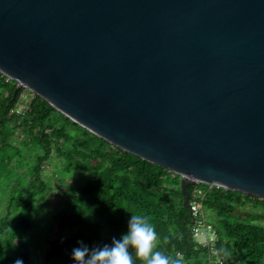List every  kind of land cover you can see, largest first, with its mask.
<instances>
[{
	"label": "water",
	"instance_id": "95a60500",
	"mask_svg": "<svg viewBox=\"0 0 264 264\" xmlns=\"http://www.w3.org/2000/svg\"><path fill=\"white\" fill-rule=\"evenodd\" d=\"M0 72L184 190L264 198V0H0Z\"/></svg>",
	"mask_w": 264,
	"mask_h": 264
},
{
	"label": "trees",
	"instance_id": "16d2710c",
	"mask_svg": "<svg viewBox=\"0 0 264 264\" xmlns=\"http://www.w3.org/2000/svg\"><path fill=\"white\" fill-rule=\"evenodd\" d=\"M24 91L0 72V182L7 177L10 193L0 218V241L8 236L15 208H26L20 227L30 230L34 198L53 190L45 166L59 158L54 172L59 180L65 179L62 171L74 168L90 177L82 186H67L72 209L57 218V234L47 241L45 264H51L52 258L74 264L71 251L79 246L78 240L90 247L111 244L113 237L118 239L127 231L131 214L149 218L158 234L155 250L169 258L180 264H219L211 249L194 239L190 203L195 199L213 216L208 220L217 229L223 264H264V198L215 186L198 199L194 194L201 185L190 184L186 206L179 174L110 143L35 92L21 108ZM14 241L28 264V243L20 238Z\"/></svg>",
	"mask_w": 264,
	"mask_h": 264
},
{
	"label": "rangeland",
	"instance_id": "374dc122",
	"mask_svg": "<svg viewBox=\"0 0 264 264\" xmlns=\"http://www.w3.org/2000/svg\"><path fill=\"white\" fill-rule=\"evenodd\" d=\"M31 98L32 91L25 88L22 103H20L21 108H24ZM60 162L59 158H55L53 162L45 166V178L50 182L53 190L49 193H39L34 198L36 207L31 216L32 226L30 230L25 232L20 227V218L27 213L26 208H15L12 213V225L8 236L0 241V264H15V260L22 257L19 246L13 244L14 238L15 240L20 238L28 243L27 250L30 260L28 264H45L47 241L50 236L57 234V218L70 213L72 209V193L67 194L69 189L67 186H82L88 182L90 177L88 173L74 168L69 172L62 171L60 176L65 179L61 181L57 175H54V172L59 169ZM6 178L4 176L0 182V218L6 212L10 198L9 188L5 184ZM206 214L211 221L213 216L210 215V212ZM204 237V235L199 236V238ZM4 257L5 259H3ZM51 264H64V259L52 258Z\"/></svg>",
	"mask_w": 264,
	"mask_h": 264
},
{
	"label": "clouds",
	"instance_id": "9594fccd",
	"mask_svg": "<svg viewBox=\"0 0 264 264\" xmlns=\"http://www.w3.org/2000/svg\"><path fill=\"white\" fill-rule=\"evenodd\" d=\"M157 238L155 226L147 216L131 214L127 231L120 238L113 237L111 244L102 247H90L78 240L79 246L72 249L71 258L74 264H180L155 250ZM15 264L25 261L17 258Z\"/></svg>",
	"mask_w": 264,
	"mask_h": 264
},
{
	"label": "built area",
	"instance_id": "2783aa9c",
	"mask_svg": "<svg viewBox=\"0 0 264 264\" xmlns=\"http://www.w3.org/2000/svg\"><path fill=\"white\" fill-rule=\"evenodd\" d=\"M201 185L198 187L194 196L196 198H204L206 193L215 187V184L198 182ZM218 187V186H216ZM191 211L195 217L193 226V235L199 246H208L211 249L212 254L216 257L215 262L223 264L225 258L219 254V249L217 247L218 242V232L214 225L208 220L206 211L198 203L197 199L190 203ZM200 235H204V238H199Z\"/></svg>",
	"mask_w": 264,
	"mask_h": 264
}]
</instances>
